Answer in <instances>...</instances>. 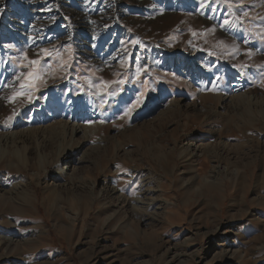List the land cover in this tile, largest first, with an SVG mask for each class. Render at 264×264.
Segmentation results:
<instances>
[{
    "label": "rangeland",
    "instance_id": "obj_1",
    "mask_svg": "<svg viewBox=\"0 0 264 264\" xmlns=\"http://www.w3.org/2000/svg\"><path fill=\"white\" fill-rule=\"evenodd\" d=\"M5 134L0 264H264V0H0Z\"/></svg>",
    "mask_w": 264,
    "mask_h": 264
},
{
    "label": "bare ground",
    "instance_id": "obj_2",
    "mask_svg": "<svg viewBox=\"0 0 264 264\" xmlns=\"http://www.w3.org/2000/svg\"><path fill=\"white\" fill-rule=\"evenodd\" d=\"M40 0H38V2H39ZM43 1V0H42ZM113 1V0H112ZM29 5H32L33 7H35V2H33V1H30V3H29ZM35 9V8H34ZM33 9V10H34ZM40 9V8H39ZM144 11V10H143ZM74 16H76V15H74ZM76 18V17H75ZM37 20V19H36ZM73 20V19H72ZM79 20V19H78ZM32 22V23H31ZM77 22V21H76ZM20 23L22 24V26L21 27H17V26H12V27H10L9 29H10V31H7L8 33H10L11 35H13L14 33L15 34H26V35H28V36H30L31 37V39L35 42V43H38V48H40V45H42L43 43V41H44V39H42L41 37L43 36V34L44 33H46L45 31L46 30H44V32H42V34H40V30H41V28L40 27H38L35 23H36V21H35V18L32 20V21H27V20H20ZM73 23V22H72ZM52 24V23H51ZM42 26V25H41ZM89 27V26H88ZM88 27H86L87 29V31H88V34H89V38L90 37H92V39H93V44L95 43V41H97L95 38L96 37H98V35L99 34H101L102 32H104V30H102V29H100V28H95V27H92V26H90V28H88ZM46 29V28H45ZM52 33H54L55 34V32H53L52 30H48L47 31V37H48V35H52ZM14 34V35H15ZM65 34V33H64ZM45 35V34H44ZM100 36V35H99ZM102 36V35H101ZM71 37V34L68 32L67 34H66V37L65 38H70ZM47 40L48 41H50L51 39H50V37H48L47 38ZM46 40V41H47ZM92 42V41H91ZM84 43V42H83ZM84 44H86V43H84ZM85 46V45H84ZM83 47H81L80 49H82ZM37 49V48H36ZM83 53L84 54H87V52H85L84 50H83ZM35 60V59H34ZM108 64V63H107ZM25 73V72H24ZM7 84V83H6ZM17 84V83H16ZM221 101H223V100H221ZM76 117V116H75ZM74 123V122H73ZM71 129V135H73V134H76V133H79V130L81 129V127H77V126H75V125H73L72 126V128H70ZM18 132V131H17ZM86 132V131H85ZM84 132V133H85ZM11 133V132H10ZM83 133V132H82ZM21 134V133H20ZM15 136V135H14ZM14 136H13V134L12 135H6L5 134V136L3 135L1 138H0V143L1 142H4V143H6V142H8V141H10V144H12V143H15L16 141H15V139H14ZM85 136V135H84ZM84 144L85 143H82V144H79V145H77L75 148H74V150H73V154L74 153H76L75 152V150H76V148H78V150L77 151H79L83 146H84ZM5 145H8V144H5ZM16 146V145H15ZM4 155V154H3ZM66 157H69V155H67ZM65 157V158H66ZM3 157L2 156H0V160L2 159ZM82 162H84V160L82 161H80V164L82 163ZM46 164V163H45ZM75 171H78V169L76 168V169H74ZM6 171H7V173L8 174H11V167H8V168H6ZM74 171V172H75ZM60 176H61V174H60ZM55 178H56V176H55ZM192 179L193 180H196V177L195 176H193L192 177ZM191 179V180H192ZM3 181V180H2ZM4 183H5V181H3ZM77 182V181H76ZM4 183H1V184H4ZM58 185V184H57ZM58 187L60 188V189H62V188H64V185H58ZM207 188H208V191H210V192H215V191H217V192H219L221 189H220V186L219 185H217V184H211V185H208L207 186ZM78 189H80L79 187H78ZM19 196V193H18V191H16V192H14V191H11V192H7L6 194H0V205L1 206H5V204L6 203H9L10 201L11 202H13L14 204H18L16 201H14L13 200V198H14V196ZM102 199V198H101ZM143 200V199H142ZM137 202V201H136ZM138 202H140V203H142L141 202V200L140 201H138ZM137 202V203H138ZM149 202V201H148ZM136 204V203H135ZM145 204V203H144ZM11 206H12V204H11ZM149 205L148 204H145V208H142V209H139V208H136V207H131L130 209H128L129 210V214L131 215V217H135V218H139V220L140 219H142L143 218V216H141L140 215V210H143V211H141V213H142V215H144L145 216V213H144V211L146 210V207H148ZM159 206V205H158ZM92 208V207H91ZM90 208V209H91ZM15 210L17 209L16 207L14 208ZM127 210V211H128ZM127 211H122L121 209H119V210H115L114 211V215L115 214H117V215H119V216H123L124 218H126L127 217V215H128V213H127ZM86 212H88V210L86 211ZM86 215V214H85ZM147 215V214H146ZM3 245L6 247V248H10V247H12L13 245H14V242H11V241H7V240H3ZM14 247V246H13ZM239 260V259H238ZM222 264H227L226 262H223Z\"/></svg>",
    "mask_w": 264,
    "mask_h": 264
},
{
    "label": "snow or ice",
    "instance_id": "obj_3",
    "mask_svg": "<svg viewBox=\"0 0 264 264\" xmlns=\"http://www.w3.org/2000/svg\"><path fill=\"white\" fill-rule=\"evenodd\" d=\"M231 7V5H229ZM248 13L245 12L244 13V16H247ZM225 24H228L229 21L228 20H225L224 22ZM42 52L45 53V55H50V53L47 52V50L45 49H42L41 50ZM25 59L27 60L28 57L25 56ZM29 65L31 66H37V67H34V71L33 72H30V73H26V74H21V77L19 78L20 79V85H19V90H15L14 89V92H13V96L9 98V100H14L16 99L17 97L19 96H27V98L29 99V102L31 101V96L28 95V93L30 92V90L34 87V81L36 79H39L40 78V73H39V65H41V60H29ZM16 113L14 112L13 113V116H15ZM13 117H8L9 120H11Z\"/></svg>",
    "mask_w": 264,
    "mask_h": 264
}]
</instances>
